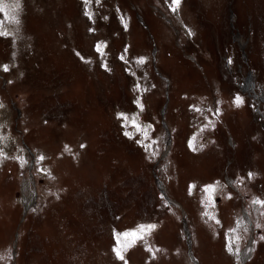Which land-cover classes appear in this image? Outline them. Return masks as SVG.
Returning a JSON list of instances; mask_svg holds the SVG:
<instances>
[{
  "label": "rangeland",
  "instance_id": "1",
  "mask_svg": "<svg viewBox=\"0 0 264 264\" xmlns=\"http://www.w3.org/2000/svg\"><path fill=\"white\" fill-rule=\"evenodd\" d=\"M173 7L0 0V264H264V0Z\"/></svg>",
  "mask_w": 264,
  "mask_h": 264
},
{
  "label": "snow or ice",
  "instance_id": "2",
  "mask_svg": "<svg viewBox=\"0 0 264 264\" xmlns=\"http://www.w3.org/2000/svg\"><path fill=\"white\" fill-rule=\"evenodd\" d=\"M172 5H174V7L172 8V11L175 12L178 8V6L181 4V0H171ZM0 12H3V8H0ZM4 32L2 31V22H0V35H3ZM243 102L241 97H237L236 98V106L239 107L240 104ZM0 107H2V105H0ZM3 142V138L0 137V144H2ZM3 149L0 148V153H2ZM39 160H43L44 157H38ZM249 176H251V174H249ZM254 204L259 203L264 205V201H259V200H254L253 201ZM259 227V225H257ZM141 230L143 231L144 229H149V230H154L155 229V225H142L140 226ZM125 235H128L127 233ZM139 239H143V235L139 236ZM262 239H264V237H262ZM116 254L117 259L119 260H124V256L122 255L121 251L117 248L113 250ZM229 251H231V248H229Z\"/></svg>",
  "mask_w": 264,
  "mask_h": 264
},
{
  "label": "bare ground",
  "instance_id": "3",
  "mask_svg": "<svg viewBox=\"0 0 264 264\" xmlns=\"http://www.w3.org/2000/svg\"><path fill=\"white\" fill-rule=\"evenodd\" d=\"M253 88H254V85H253V80L252 78H249L245 83H244V86H243V90L247 93L249 92H252L253 91ZM157 185L159 186L160 190L162 192L163 191V188L161 187V185L159 183H157ZM27 206H29V203L26 201L25 203V207L27 208Z\"/></svg>",
  "mask_w": 264,
  "mask_h": 264
},
{
  "label": "water",
  "instance_id": "4",
  "mask_svg": "<svg viewBox=\"0 0 264 264\" xmlns=\"http://www.w3.org/2000/svg\"><path fill=\"white\" fill-rule=\"evenodd\" d=\"M144 26V25H143Z\"/></svg>",
  "mask_w": 264,
  "mask_h": 264
}]
</instances>
